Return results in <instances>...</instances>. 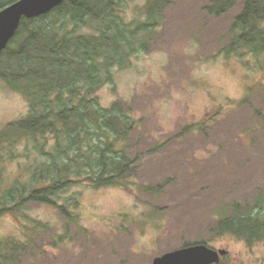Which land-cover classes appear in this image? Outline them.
Instances as JSON below:
<instances>
[{
    "label": "rangeland",
    "instance_id": "374dc122",
    "mask_svg": "<svg viewBox=\"0 0 264 264\" xmlns=\"http://www.w3.org/2000/svg\"><path fill=\"white\" fill-rule=\"evenodd\" d=\"M212 1L170 0L151 40L96 94L134 120L125 149L132 176L109 187L75 178L53 204L1 216L0 240L22 247L10 264H151L199 243L228 251L218 264H264V239L216 232L235 203L244 214L264 199V53L233 52L241 4L216 17L206 10ZM145 4L123 0L118 14L142 21ZM28 112L0 80V131ZM52 146L50 135L4 145L0 194L27 182Z\"/></svg>",
    "mask_w": 264,
    "mask_h": 264
},
{
    "label": "trees",
    "instance_id": "16d2710c",
    "mask_svg": "<svg viewBox=\"0 0 264 264\" xmlns=\"http://www.w3.org/2000/svg\"><path fill=\"white\" fill-rule=\"evenodd\" d=\"M14 1L0 0V9ZM169 2L146 0L142 21L129 23L118 14L123 0H64L46 15L22 19L0 54V80L26 99L29 112L0 131V168L2 148L13 140L50 135L53 146L46 162L30 170L27 182H15L0 194V217L26 203L53 204L54 196L76 179L94 187L125 185L135 170L125 151L134 120L116 103L101 106L96 94L112 83L113 68L128 67L145 38L151 40ZM238 3L232 51L264 53V0H213L206 10L220 17ZM216 232L247 243L264 239V199L244 214L235 203L231 214L219 219ZM21 249L0 240V264L15 263Z\"/></svg>",
    "mask_w": 264,
    "mask_h": 264
},
{
    "label": "water",
    "instance_id": "95a60500",
    "mask_svg": "<svg viewBox=\"0 0 264 264\" xmlns=\"http://www.w3.org/2000/svg\"><path fill=\"white\" fill-rule=\"evenodd\" d=\"M64 0H16L0 9V54L14 37L22 19H34L48 14ZM228 251L212 249L205 244H193L155 257L151 264H218Z\"/></svg>",
    "mask_w": 264,
    "mask_h": 264
}]
</instances>
